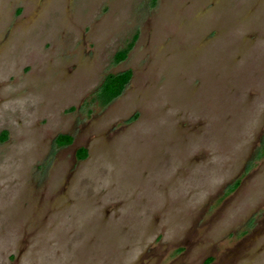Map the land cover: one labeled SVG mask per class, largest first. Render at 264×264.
<instances>
[{
  "label": "rangeland",
  "instance_id": "1",
  "mask_svg": "<svg viewBox=\"0 0 264 264\" xmlns=\"http://www.w3.org/2000/svg\"><path fill=\"white\" fill-rule=\"evenodd\" d=\"M2 131L0 264H264V0H0Z\"/></svg>",
  "mask_w": 264,
  "mask_h": 264
},
{
  "label": "trees",
  "instance_id": "2",
  "mask_svg": "<svg viewBox=\"0 0 264 264\" xmlns=\"http://www.w3.org/2000/svg\"><path fill=\"white\" fill-rule=\"evenodd\" d=\"M136 37L137 36L134 35L122 49L115 53V55L113 56V62L115 64L122 62L127 57V54L132 49L135 43ZM130 79L131 71H124L122 73L107 77L104 83L102 84L98 94L95 96V101L98 102L100 107L106 106L108 103H110L121 95L125 86L129 83ZM6 139L7 132H0V142H4L6 141ZM71 142V137L63 135L58 136L55 140V143L58 146H67L71 144ZM86 154L87 153L85 149H80L78 151V156L81 159H84L86 157Z\"/></svg>",
  "mask_w": 264,
  "mask_h": 264
}]
</instances>
